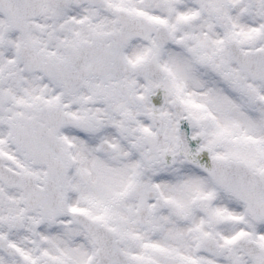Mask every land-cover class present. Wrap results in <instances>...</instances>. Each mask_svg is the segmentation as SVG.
<instances>
[{
	"label": "snow or ice",
	"instance_id": "obj_1",
	"mask_svg": "<svg viewBox=\"0 0 264 264\" xmlns=\"http://www.w3.org/2000/svg\"><path fill=\"white\" fill-rule=\"evenodd\" d=\"M0 264H264V0H0Z\"/></svg>",
	"mask_w": 264,
	"mask_h": 264
}]
</instances>
